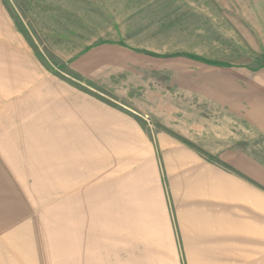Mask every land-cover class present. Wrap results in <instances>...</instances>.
<instances>
[{
  "label": "rangeland",
  "instance_id": "1",
  "mask_svg": "<svg viewBox=\"0 0 264 264\" xmlns=\"http://www.w3.org/2000/svg\"><path fill=\"white\" fill-rule=\"evenodd\" d=\"M0 9L85 111L80 130L58 121L62 167L41 168L25 116L42 112L26 89L0 100V264H264V0ZM85 47L95 77L61 64Z\"/></svg>",
  "mask_w": 264,
  "mask_h": 264
},
{
  "label": "crops",
  "instance_id": "2",
  "mask_svg": "<svg viewBox=\"0 0 264 264\" xmlns=\"http://www.w3.org/2000/svg\"><path fill=\"white\" fill-rule=\"evenodd\" d=\"M0 13L2 14L1 9ZM1 19L2 17L0 18V95L4 96L0 100L10 98L13 94L12 92L16 89H26L20 97V102L27 104L28 109L31 108L34 113L42 112V115L25 116L27 120L32 119L43 124L39 126L42 132L37 129V131L31 130V137H44L41 140L46 144L44 149H41L45 154L41 152L33 153L31 150L29 157L33 162L38 161L39 163L36 165L41 168H61L65 159V136H61V134L64 135V131L60 130L59 132L58 130V121L64 119L65 122L72 124L75 131L81 129L80 115L81 112L84 115L85 111L81 109L80 112V99L84 94L73 85L71 87L56 77L59 76L55 72L58 71L57 68L52 70L49 65L46 66L44 64V58L42 59L38 51L35 50L34 52L32 47L28 45L27 38L20 31L18 32L17 29L19 28L16 27L14 22L10 20V23H1ZM70 42L72 43L71 46H73L74 41ZM62 44L65 45L64 42ZM40 45L43 47L44 43L40 41ZM85 48L74 51L69 58L65 56L61 60L63 62L61 64H64V67L79 76L83 73L88 77H95L96 63L92 58H95L94 55L96 53H89L90 48ZM4 74L11 77V80L7 83L1 79ZM72 81L75 82L77 80L72 79ZM57 103L66 104L67 109L64 115L56 113L59 110L58 107L55 108ZM82 104H85V101H82ZM86 109L84 107V110ZM91 111L90 109L89 112ZM23 112L25 113L26 111L23 109ZM89 115L91 114L89 113ZM36 140H33V142L37 143ZM41 140L39 141L40 145Z\"/></svg>",
  "mask_w": 264,
  "mask_h": 264
},
{
  "label": "trees",
  "instance_id": "3",
  "mask_svg": "<svg viewBox=\"0 0 264 264\" xmlns=\"http://www.w3.org/2000/svg\"><path fill=\"white\" fill-rule=\"evenodd\" d=\"M206 61V60H205ZM208 62H210V64H216L215 62L216 61H208ZM217 64H221V63H217Z\"/></svg>",
  "mask_w": 264,
  "mask_h": 264
}]
</instances>
